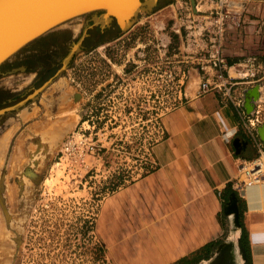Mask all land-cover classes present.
I'll list each match as a JSON object with an SVG mask.
<instances>
[{"label":"rangeland","instance_id":"374dc122","mask_svg":"<svg viewBox=\"0 0 264 264\" xmlns=\"http://www.w3.org/2000/svg\"><path fill=\"white\" fill-rule=\"evenodd\" d=\"M190 1L157 0L150 11L139 9L123 32L114 23L102 34L90 31L84 51L52 84L0 116V190L11 217L5 229L0 211L9 245L2 264H111L98 243L95 214L111 192L149 170L161 119L179 97V72L195 68L184 64L190 60L172 31ZM192 1L206 10L200 6L207 0ZM97 15L67 20L5 60L1 74L18 71L0 79V109L51 78ZM49 176L57 178L50 190L43 185Z\"/></svg>","mask_w":264,"mask_h":264},{"label":"crops","instance_id":"0c3cea01","mask_svg":"<svg viewBox=\"0 0 264 264\" xmlns=\"http://www.w3.org/2000/svg\"><path fill=\"white\" fill-rule=\"evenodd\" d=\"M212 2L200 7L210 9ZM196 6L190 4L192 10ZM226 6L240 21L225 29L226 65L264 55V30H259L264 0H228ZM10 70L0 72V79ZM187 72L175 106L161 119L162 138L151 147L149 170L111 192L97 209L99 246L111 264L190 262L208 247V259L197 264H213L215 250L228 243L227 264H236L240 223L250 264H264V182L243 186L239 193L234 189L239 164L254 153L239 132L234 109L213 90L200 93L199 74ZM232 196L236 221L226 213Z\"/></svg>","mask_w":264,"mask_h":264},{"label":"built area","instance_id":"2783aa9c","mask_svg":"<svg viewBox=\"0 0 264 264\" xmlns=\"http://www.w3.org/2000/svg\"><path fill=\"white\" fill-rule=\"evenodd\" d=\"M227 1L213 0V7L205 11L188 7L180 26L183 35H180V27L172 31L180 39V46L185 49L184 58L190 60L183 61L184 64H193L199 74L200 93L213 90L221 96L222 102L234 109L239 132L254 153L252 160L239 164V177L234 180V189L239 193L243 186L264 182V144L256 131L264 125V55L245 57L231 66L226 65L222 59L225 29L228 24L238 26L240 22L239 17L227 8ZM259 30H264V21L259 25ZM189 68L180 70L177 87L184 84ZM229 68L246 75L230 77ZM254 86L260 89L259 98L253 101L252 109L248 112L244 108V92ZM223 141L227 143V137Z\"/></svg>","mask_w":264,"mask_h":264},{"label":"water","instance_id":"95a60500","mask_svg":"<svg viewBox=\"0 0 264 264\" xmlns=\"http://www.w3.org/2000/svg\"><path fill=\"white\" fill-rule=\"evenodd\" d=\"M157 0H0V65L15 54L19 49L45 34L52 28L75 17L97 12L98 15L85 24L78 38L72 42L65 55L60 60V66L51 78L26 95L17 103L0 109V116L23 108L28 102L46 89L53 80L66 69L73 55L81 50V42L87 36V31L93 27L100 30L109 27L114 22L120 32L127 30L139 9L150 11ZM191 7L194 3L190 1ZM18 71L11 69L8 73ZM256 87L244 92V108L250 111ZM264 144V125L256 129ZM236 140L232 141L234 147ZM226 213L237 218L235 198L232 196L226 207ZM231 244L223 243L215 250L217 260L213 264H227ZM236 249L241 264H246L245 253L240 242L236 241Z\"/></svg>","mask_w":264,"mask_h":264},{"label":"flooded vegetation","instance_id":"af4514ba","mask_svg":"<svg viewBox=\"0 0 264 264\" xmlns=\"http://www.w3.org/2000/svg\"><path fill=\"white\" fill-rule=\"evenodd\" d=\"M112 23H114V22H112ZM114 25H115V23H114ZM116 26V25H115ZM110 27V26H109ZM109 27H107V28H104V29H102V30H100L97 26L96 27H93L91 30H88L89 31V33H88V31H87V36L84 38V40L81 42V52L82 51H84V47H83V45H84V41L86 40V39H89V38H93V34H91L92 32H90V31H92V30H96L97 32H98V34H102L104 31H106L107 29H109ZM116 28H117V26H116ZM118 29V28H117ZM59 66H60V64H59ZM11 182H13L12 180H11ZM4 188L2 187L1 188V190H0V211L2 212V214H3V220L2 221H4V227H5V229H9V227H10V222H11V217H10V215L8 214V212H7V206H6V200H5V198H4ZM5 214H6V216H7V218H6V216H5ZM8 215H9V217H8ZM8 231V230H7ZM10 233V232H9ZM7 249H5L4 251H2V252H0V254H3V256H2V261L4 262V257L6 256V251Z\"/></svg>","mask_w":264,"mask_h":264},{"label":"bare ground","instance_id":"6f19581e","mask_svg":"<svg viewBox=\"0 0 264 264\" xmlns=\"http://www.w3.org/2000/svg\"><path fill=\"white\" fill-rule=\"evenodd\" d=\"M24 47V46H23ZM230 69V68H229ZM231 70H234L233 68L230 69V72ZM234 73V72H233ZM228 74H229V71H228ZM246 74L245 73H239L238 76L239 77H244ZM230 76V74H229ZM230 77H233V76H230ZM58 78V77H57ZM54 81V80H53ZM52 81V82H53ZM52 84V83H51ZM260 90V89H259ZM259 90L258 88H256L255 90V93H254V98L256 99L259 98ZM60 174L59 172L56 173V176L58 177ZM51 176L49 177H46L44 180H43V185L44 186H47L49 188V190L53 187V185L55 184V182L57 181L56 179H51L50 178ZM61 177V176H60ZM5 233V230H4V227H3V224H2V221L0 220V252L4 251L5 249H7L9 247V245L7 244V242L5 241V238H4V234ZM2 256L3 254H0V264H2Z\"/></svg>","mask_w":264,"mask_h":264},{"label":"trees","instance_id":"16d2710c","mask_svg":"<svg viewBox=\"0 0 264 264\" xmlns=\"http://www.w3.org/2000/svg\"><path fill=\"white\" fill-rule=\"evenodd\" d=\"M227 195V194H226ZM239 227L241 228V234H240V237H239V242L245 252V257H246V262L247 264H250V261H249V258H248V250H247V247H246V234H245V231L242 227V225L239 223ZM204 253L203 255L200 257V256H197L195 259H193L192 261L190 262H186V261H181L179 262L178 264H197V262H199L200 260H207L208 257H209V248L205 247L203 249Z\"/></svg>","mask_w":264,"mask_h":264}]
</instances>
